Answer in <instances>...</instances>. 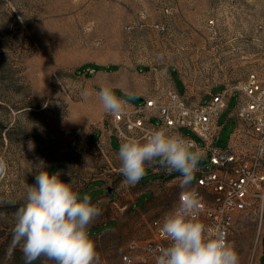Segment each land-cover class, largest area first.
<instances>
[{
  "label": "rangeland",
  "instance_id": "1",
  "mask_svg": "<svg viewBox=\"0 0 264 264\" xmlns=\"http://www.w3.org/2000/svg\"><path fill=\"white\" fill-rule=\"evenodd\" d=\"M110 65L118 68H103ZM253 74L264 81V0H0V156L8 163L0 200L15 201L0 203V264H24L19 248L11 259L6 253L14 214L38 171L59 172L97 206L119 184L121 162L108 137L86 145L91 131L112 126L101 87L139 102L134 95L176 84L191 101L204 95L205 102L211 89ZM236 103L235 93L219 116L221 148L237 125L230 117ZM101 210L93 223H102ZM112 224L89 235L103 263L121 264L130 240L150 231L127 234ZM229 242L239 264H264V203L236 214Z\"/></svg>",
  "mask_w": 264,
  "mask_h": 264
},
{
  "label": "clouds",
  "instance_id": "2",
  "mask_svg": "<svg viewBox=\"0 0 264 264\" xmlns=\"http://www.w3.org/2000/svg\"><path fill=\"white\" fill-rule=\"evenodd\" d=\"M105 111L120 114L127 101L118 97L109 86L97 93ZM30 148L32 147L29 142ZM264 156V142L258 149ZM205 150L179 133L169 134L160 128L142 137H128L118 148L120 173L125 182L135 184L146 174V166L159 163L166 170L179 173L182 189L179 201L159 224L168 242L155 252V264H239L233 243L223 228H208L199 219L202 198L191 188ZM8 163L0 156V177ZM0 203L15 204L8 200ZM102 210L88 196H81L60 173L38 171L35 184L27 186L25 201L18 207L11 231L7 258L15 250L22 252L24 264L44 258L54 264H102L95 242L89 235L91 224Z\"/></svg>",
  "mask_w": 264,
  "mask_h": 264
},
{
  "label": "built area",
  "instance_id": "3",
  "mask_svg": "<svg viewBox=\"0 0 264 264\" xmlns=\"http://www.w3.org/2000/svg\"><path fill=\"white\" fill-rule=\"evenodd\" d=\"M212 91L206 93L211 94L209 100L194 103L186 89L181 92L177 87L157 88V92L143 95L138 104L126 105L122 113H111L110 122L120 139L132 137L134 131H139L142 138L163 128L204 149L201 159L207 163L199 165L196 173L200 174L192 186L202 198L199 219L208 228L226 230L230 241L236 214L264 203V156L258 152L264 142V81L253 74L244 83L226 86L217 93ZM235 93L237 103L230 117L237 119V125L227 147L221 148L216 144L222 130L219 116ZM152 165L155 171L164 173L166 181L179 178V173L166 170L159 163ZM205 165L212 167L204 171ZM162 218L148 222V238L130 240L121 255V264H155L156 249L168 243L159 230Z\"/></svg>",
  "mask_w": 264,
  "mask_h": 264
},
{
  "label": "crops",
  "instance_id": "4",
  "mask_svg": "<svg viewBox=\"0 0 264 264\" xmlns=\"http://www.w3.org/2000/svg\"><path fill=\"white\" fill-rule=\"evenodd\" d=\"M147 79L153 80L151 76H148ZM155 82V84L159 83L158 80ZM202 97L196 98L192 102H199ZM124 100L127 101L128 106L139 103L125 97ZM131 136L139 138V131L132 132ZM103 137H108L109 145L115 151H118V148L115 147L114 142L116 141L119 146L124 141L113 132L111 125H106L105 129L99 128L91 131L86 138V145H95ZM120 166L121 164L117 167L120 169ZM193 182L190 185L191 188L194 185ZM181 191L179 179L166 181L164 173L155 171L150 163L146 166V174L137 183H126L125 177L122 175L115 190L112 193L103 194L107 195L103 197V200L98 201V207L104 210L105 217L102 223H92L89 230L96 226L113 223L108 229H113L119 224L127 234L141 233L148 228L149 218L163 217L177 205Z\"/></svg>",
  "mask_w": 264,
  "mask_h": 264
},
{
  "label": "water",
  "instance_id": "5",
  "mask_svg": "<svg viewBox=\"0 0 264 264\" xmlns=\"http://www.w3.org/2000/svg\"><path fill=\"white\" fill-rule=\"evenodd\" d=\"M134 96H135V99L138 100V101H142L143 100V96H141V95L136 94ZM198 163H199V165H204V164L207 163V160L201 159L200 162H198ZM108 190H109V192H111L112 191L111 187Z\"/></svg>",
  "mask_w": 264,
  "mask_h": 264
},
{
  "label": "trees",
  "instance_id": "6",
  "mask_svg": "<svg viewBox=\"0 0 264 264\" xmlns=\"http://www.w3.org/2000/svg\"><path fill=\"white\" fill-rule=\"evenodd\" d=\"M85 67H88V68H90L91 66L90 65H87V66H85ZM85 67H82L81 69H77V72L78 71H82ZM101 66H95V68H100ZM103 68H105V69H107V70H113V69H117L118 68V66L117 65H110V66H107V67H103Z\"/></svg>",
  "mask_w": 264,
  "mask_h": 264
}]
</instances>
